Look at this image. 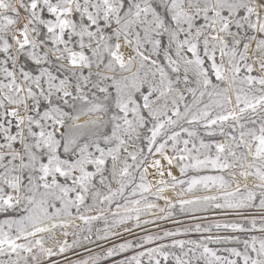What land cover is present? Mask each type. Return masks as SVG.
<instances>
[{"label":"snow or ice","instance_id":"snow-or-ice-1","mask_svg":"<svg viewBox=\"0 0 264 264\" xmlns=\"http://www.w3.org/2000/svg\"><path fill=\"white\" fill-rule=\"evenodd\" d=\"M0 264H264V0H0Z\"/></svg>","mask_w":264,"mask_h":264},{"label":"rangeland","instance_id":"rangeland-1","mask_svg":"<svg viewBox=\"0 0 264 264\" xmlns=\"http://www.w3.org/2000/svg\"><path fill=\"white\" fill-rule=\"evenodd\" d=\"M163 226L166 227V228H173V227H174V225H172L171 223L164 224ZM193 238H194V237H193ZM69 239H70V238H69Z\"/></svg>","mask_w":264,"mask_h":264}]
</instances>
